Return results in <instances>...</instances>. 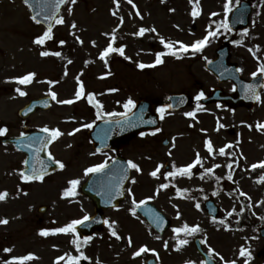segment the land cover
<instances>
[{"label":"rangeland","instance_id":"rangeland-1","mask_svg":"<svg viewBox=\"0 0 264 264\" xmlns=\"http://www.w3.org/2000/svg\"><path fill=\"white\" fill-rule=\"evenodd\" d=\"M228 2L199 0V15L193 17L194 5L190 0H132L131 4L128 0H119L118 4L116 0H76L75 4L70 0L60 15L64 23H56L52 38L39 45L35 40L46 30L33 21L29 8L21 0H0V126L7 128L4 136L21 135L25 125L31 129L58 128L64 133L50 149L64 168L55 176H47L27 196L20 176L23 156L13 147L2 145L0 137V193H8L0 201V219L8 220L7 224H0V264L29 254L35 258L25 264H68L70 256L79 257L81 253L88 259H81L79 264L82 261L146 264L149 258L159 264H203L195 248L196 239L201 240L202 248L217 264L232 261L245 264L247 257L240 256L242 247L252 254L249 264H264L262 257H258L264 240L257 228L259 224L264 227V182H261L264 167L252 168L253 164L264 161V130L257 127L258 123L264 124V89L253 111L245 108L232 111L224 104H211L200 110L195 105L182 112H166L159 134L135 138L123 151L124 157L136 163L140 171L134 169L123 204L106 212L108 224L103 232L86 244L77 232L40 235L41 230L64 227L73 220L94 214L91 201L80 192L68 197L63 193L70 187L69 181L76 179V173L113 157L106 153L94 158L87 131L84 132L83 125H92L98 119V111L102 113L100 118H109L108 113H127L124 104L129 99L136 103L144 98L153 101L155 106H162L173 94L196 97L218 86L226 93L234 91L230 83L220 85L205 67L207 60L215 58L214 52L223 44L224 36L229 34L222 24L229 22L237 0H231L230 12L225 11ZM253 8L250 27L243 39L231 48V62L238 64L247 80L254 72L259 74V65L264 63V0H257ZM209 25L212 31L214 26V31L219 26V31L201 52L186 54L181 59L166 55L169 49L161 43V38L174 46L179 42L192 44L207 35ZM141 28L149 31L139 35ZM110 43L117 49L123 47L124 55L116 51L101 59V53ZM45 51L50 54L42 56ZM57 52L59 56L54 55ZM158 53H165L163 63L155 64ZM141 63L155 66L141 69L138 67ZM28 73L36 74L32 83L16 82L15 78ZM80 82L85 95L76 100ZM17 88L27 95L20 96ZM50 91L57 93L54 107L23 122L18 112L33 98L49 95ZM68 99L74 103L57 102ZM96 102L102 107L97 108ZM187 112L196 115L188 117ZM77 128L80 131L69 135ZM230 130L235 131L234 136L229 135ZM164 139L170 141L169 146H163ZM207 140L212 142V153L207 150ZM221 148L225 149L224 154H220ZM197 154L200 164L191 170L190 177L166 176L174 170V165L180 168L193 163ZM160 165L163 167L153 177L151 173ZM207 169H212L210 173L217 183L202 179ZM178 191H189L197 198L183 199ZM203 192L217 193L214 200L220 215L230 218L231 222L215 221L206 214L203 205L206 200L200 196ZM239 196L245 197L251 209L245 221L247 227L243 228L236 225L242 218L237 214L241 204ZM133 199L137 204L147 201L157 207L171 220V229L163 236L158 235L136 212ZM41 207L47 213H40ZM185 223L189 227L199 226L200 230L177 235L173 229ZM113 229L116 236L112 235ZM76 239L80 241L79 249L73 243ZM179 240L188 243L180 245ZM145 246L154 252L136 256ZM60 257L64 259L59 260Z\"/></svg>","mask_w":264,"mask_h":264},{"label":"water","instance_id":"water-1","mask_svg":"<svg viewBox=\"0 0 264 264\" xmlns=\"http://www.w3.org/2000/svg\"><path fill=\"white\" fill-rule=\"evenodd\" d=\"M66 1L67 0H65V2ZM27 4L32 9V15L36 16L37 20L46 28H48L49 23H51V26L53 25L54 21L61 12V8L63 7L62 4L59 10L56 11L55 0H28ZM241 10H245L244 15L241 21H234L230 25L233 30L238 31L239 29H244L248 26V16L251 12V8L249 5L244 4L238 9V11ZM53 13H55V15L50 21L45 20L46 15L52 16ZM217 53L219 54L218 59L215 60L214 63H210L208 65V69H210L214 74H217L221 81L231 79L236 84H238L236 96L227 98L225 101L228 102V104L233 108H237L238 106H246L252 109L255 106L254 104L256 99L252 98V93L248 90L247 86H254L256 93H258L259 90L264 86L263 76H258V78H255L247 83L240 78V74L237 72V66L228 63L230 59L228 45L226 44L223 48L218 50ZM227 69H229V71L222 73ZM225 76L227 78H225ZM213 94H211V97L203 101L204 104L212 102L216 99L217 96L213 98ZM169 102L170 105H172L171 109L175 110H181L184 109L185 106L193 104L192 98L186 95H173L170 97ZM49 107V99L35 100L32 101L24 111H22V116L25 117L34 113L35 111L47 109ZM150 121L155 122L150 123ZM159 125V115L154 110L152 102L150 103L146 100H142L136 105L134 111L129 116L119 118V120L116 121L98 122L94 128V131L91 133V138L93 145L98 151L110 149L121 151L129 145L131 138L145 132L157 131L159 129ZM43 136H46V134L39 132L37 133V136L35 134V136H32V138L29 140L24 137L3 140V143L12 142L19 150H28L30 154L38 156L39 169H43V175H46V173L59 169V166L53 164L49 157H47V147L41 148V145L38 142H33L36 138ZM165 143L168 144V142ZM29 144H31V147H29ZM125 168H127V162L122 158L118 159L115 161V163L111 164L110 167L96 174L100 177V180L98 181V189L94 186L87 187L85 192L89 197L94 199L97 214L88 222H85L77 227V229L82 231L86 236H92L95 230H101L105 224L102 212L105 209L119 205V203L123 200V196L121 194H123L124 185L131 177L130 168H127V178H123ZM102 174L104 177H101ZM115 195L120 197V200L118 201L117 199L115 202H113L112 197ZM206 209L207 212L210 215H213L214 218L218 217V210L215 204H213L212 200L206 204ZM42 211L44 212V209ZM139 211L144 217L148 218L150 224L155 229H158L161 235L167 231L170 222L166 220V218L163 217L155 207L145 205L141 207ZM262 235L264 236V231H262ZM197 248H199V251L202 252V248H200L199 243H197ZM262 253L264 256V250ZM204 258L206 259V264H215L214 261L208 256L204 255ZM149 264H155V261L151 260L149 261Z\"/></svg>","mask_w":264,"mask_h":264},{"label":"snow or ice","instance_id":"snow-or-ice-1","mask_svg":"<svg viewBox=\"0 0 264 264\" xmlns=\"http://www.w3.org/2000/svg\"><path fill=\"white\" fill-rule=\"evenodd\" d=\"M119 0H116V3L118 4ZM190 2L193 3L194 7H193V11H192V15L193 17H196L197 15H199V0H190ZM25 3L27 4L28 3V0H25ZM65 3V0H55V9L56 11L59 10L60 6L62 4ZM71 3L75 4L76 3V0H71ZM128 3H132V0H128ZM230 4H231V0H229V2L225 5V11L226 12H230L232 9L230 7ZM115 14V13H114ZM39 15V13H38ZM55 15V13H53L52 16L50 15H46L45 16V20H48L50 21L53 16ZM212 15H216L215 13H213ZM32 19L34 21H36L37 23H39V21L37 20V17L36 16H33ZM122 19V18H121ZM56 23H59V24H62L64 23V20L63 18H59L56 20ZM73 28L76 27L75 24L72 25ZM222 27H224L225 29H228L229 25L227 23V21H225L223 24H222ZM146 31H149V29H144V28H141L139 30V35H143ZM151 31H155V29H151ZM218 31H219V26L217 28L216 31H212L211 30V25H209V30L207 32V35L204 36L202 39H198L196 41H194L192 44H184L182 42H179L180 43V48H179V51L180 52H187L189 50H191V52L194 54L196 52H201L203 50V48L209 43V39L210 38H214L217 34H218ZM52 38V26H51V23H49L48 25V28L47 30L43 33V35L39 36L36 40H35V43L36 44H39V45H43L45 43L46 40L48 39H51ZM77 39H79V37H77ZM113 40H115V36L113 35ZM61 44L64 43V41H61L60 42ZM161 43H164L165 44V47L169 49V52L168 54L170 55H173V56H177V58H179V56L177 55V51L176 50H173V44L172 43H165L163 38H161ZM239 43V42H237ZM118 51L120 53V55H124V48L123 47H120L119 49L117 48H114L112 46V44L110 43L108 45V47L101 53V56L100 58L101 59H105L110 53L112 52H116ZM50 53L45 51V52H42L41 55L42 56H48ZM54 55H57L59 56L60 53L57 52V53H54ZM165 55V53H158L157 56H156V60H155V64H160V63H163V60H162V56ZM69 63H71V61H69ZM209 63H211V61H209ZM150 66H155V65H145L143 63L139 64L138 67H140L141 69L145 68V67H150ZM238 71H242V69H238ZM258 72L259 73H264V63H261L259 65V68H258ZM35 73H28L26 75H23L21 77H17L15 78L16 79V82L20 85H28L30 83L33 82L34 80V77H35ZM254 77L258 75L257 72H254L252 74ZM49 83H52L51 81H49ZM248 90L251 91L252 93V98L256 99L257 101H259L261 98L260 96L256 93L255 91V88L254 86L252 85H248L247 86ZM16 91L19 93L20 96H25L27 95V93L23 90H21L20 88H17ZM49 95L51 96V98L53 100H55L57 98V93L54 92V91H50L49 92ZM85 93H84V87H83V83L80 82L79 83V87H78V90L77 92L75 93V98L76 100H79L82 96H84ZM204 97V93L203 92H200L196 97V101H200L202 98ZM58 103H61V104H72L74 103V100L72 99H68V100H62V101H57ZM89 102L91 103L92 100H91V97H89ZM96 107L97 108H101L102 106L99 104V102H96ZM132 107H135V104L134 102L129 99L127 101V103L124 104V108L127 109V110H130ZM167 107H172V105H168ZM201 109V106L198 104L197 105V110H200ZM166 107H160L159 109H157V111L160 113V117L161 119H163L164 117V114L166 112ZM102 115V113L100 111L97 112V117L100 118ZM107 115L109 116H117V115H126V113H108ZM186 116L188 117H194L196 115L195 112H187L185 113ZM155 121H150V123H154ZM83 127L85 128H91L92 125L91 124H85L83 125ZM220 127H223V125H220ZM257 127L258 129H261V130H264V124H257ZM41 131L43 133H47L46 136H43V137H40V138H36L33 142H38L40 145H41V148H44V147H47L48 143L50 142H54L56 139H58L60 136H62L64 133H62L58 128L56 129H49L48 127H44L43 129H41ZM80 131L79 128L77 129H74L72 133H69V135H73L75 132H78ZM7 132V128H2L0 129V136L4 135L5 133ZM143 135V134H142ZM29 147H31V144H29ZM206 147H207V150L209 151V153H212L213 152V146H212V142L210 140H207L206 141ZM225 152V149L221 148L220 149V154H224ZM49 159L52 161L53 164H56V165H59V167L61 169L64 168V164L58 160H55V158L51 155V153H49ZM28 161H25V164H27ZM115 163V161H114ZM197 164H200V157H199V154H197V158L196 160L191 163V164H188L187 166L185 167H180V168H176L175 165L173 166L174 167V170L173 171H168L166 173V176L167 177H175L176 175H182V176H191V170L197 165ZM107 161H105L104 163H101V164H98V165H95L93 167H89L85 170V175H88L90 173H100L102 172L106 167H107ZM163 165H160L158 166L155 171H153L151 173V175L153 177H156L157 176V173L160 172V168H162ZM229 167H231V165H229ZM257 167H264V161H261L259 162L258 164H253L252 165V168L255 169ZM127 168H131V169H136L137 171H140V168L139 166L134 163L133 161L129 160L127 162ZM127 168L124 169V176L123 178L126 179L127 178ZM207 172H211L212 169H207L206 170ZM44 170L41 169L39 172L35 169V167H33L32 171L30 174H24V173H21V178L24 180V181H31V180H43L44 178ZM229 179H231V176L228 177ZM217 179H219V177H217ZM135 181L133 180V183ZM261 182H264V177H261ZM79 180H76V179H73L71 181H69V184H70V187L68 189H66L63 193V195L65 197H68L70 195H74L76 193V188H77V185L79 184ZM162 188H166L168 187V185H161ZM130 191V190H129ZM8 197V193L7 191L5 192H2L0 193V201H3L5 200L6 198ZM151 199V198H149ZM147 201H140L139 204H137V202L135 201V199H133V204L136 206V207H139L141 204H145ZM197 208H199V204L196 205ZM132 214L135 215V208H133L132 210ZM232 213H229V215H231ZM90 219L89 216L85 215L82 219H77V220H73L71 221L69 224H67L66 226L64 227H60V228H56V229H53V230H41L40 232V235L42 236H47L49 234H58V233H64V234H68V233H76V228L78 225H82L85 221H88ZM8 223V220L7 219H0V224H7ZM105 223H108L107 221H105ZM221 223H223V221H221ZM109 227H112L111 224L109 225ZM199 226H195V227H189V225H187L186 223L183 225V227H177V228H174L173 231L179 235L180 233H195L197 231H199ZM112 235L116 236L117 233L116 231L113 229L112 231ZM117 238H119L117 236ZM91 239V237H85L84 238V243H88V241ZM74 244L77 245V248L79 249V246H80V241L79 239H76L73 241ZM188 241L187 240H179V244L180 245H184V244H187ZM129 244H131V239H129ZM167 245L165 244V247ZM6 252H10L11 249H5ZM147 251H153L154 250H150L148 249L146 246L145 247H141L136 253L135 255L136 256H139L141 255L142 253L144 252H147ZM209 252L211 253L212 250L210 249ZM240 256L242 257H247V259L245 260V264H249V261L250 259L252 258V254L251 252L246 249V248H241L240 249ZM35 257L32 255V254H29L27 256H24V257H17V258H13V261H15V264H25L26 261L28 260H32L34 259ZM59 260H63L64 257H60L58 258ZM81 259H88V257L84 256L83 253H81V255L79 257L77 256H70L68 258V264H79V261ZM221 259H223V257H221ZM13 261H8L6 262V264H13ZM231 264H236L235 261H232Z\"/></svg>","mask_w":264,"mask_h":264},{"label":"flooded vegetation","instance_id":"flooded-vegetation-1","mask_svg":"<svg viewBox=\"0 0 264 264\" xmlns=\"http://www.w3.org/2000/svg\"><path fill=\"white\" fill-rule=\"evenodd\" d=\"M105 153H107V152H99V153H97V152L93 151V154L96 155V156H99V154H105ZM111 154H113L114 157H117L118 156V154H114L113 152H111ZM94 158H96V157H94ZM25 159H26V157L24 156V162H25ZM88 175H85V172H83V171L80 174L78 172V173H76L74 175V177H76V180H79V182H80L77 185V188H76L77 190L82 191L81 188L85 184V182L87 181V179L89 178ZM26 182L28 183V185H29V183H31V184H37L38 182H40V180H32V181H26Z\"/></svg>","mask_w":264,"mask_h":264}]
</instances>
